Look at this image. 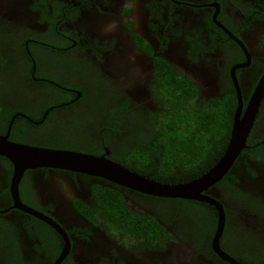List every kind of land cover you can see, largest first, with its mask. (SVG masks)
I'll return each mask as SVG.
<instances>
[{"label":"flooded vegetation","instance_id":"obj_1","mask_svg":"<svg viewBox=\"0 0 264 264\" xmlns=\"http://www.w3.org/2000/svg\"><path fill=\"white\" fill-rule=\"evenodd\" d=\"M166 68L197 87L199 105L232 112V133L264 85V0H0V136L11 142L185 183L155 159H122L166 108ZM14 172L0 155V264H264V95L211 195L225 216L217 242L208 203L48 168L26 171L15 195Z\"/></svg>","mask_w":264,"mask_h":264},{"label":"trees","instance_id":"obj_2","mask_svg":"<svg viewBox=\"0 0 264 264\" xmlns=\"http://www.w3.org/2000/svg\"><path fill=\"white\" fill-rule=\"evenodd\" d=\"M159 78L166 108L150 118L151 129L143 134L146 139H138L122 159H155L160 168H170L171 178H186L183 182H187L208 172L224 154L231 136L232 112L219 105H199L197 87L174 70L162 69Z\"/></svg>","mask_w":264,"mask_h":264},{"label":"water","instance_id":"obj_3","mask_svg":"<svg viewBox=\"0 0 264 264\" xmlns=\"http://www.w3.org/2000/svg\"><path fill=\"white\" fill-rule=\"evenodd\" d=\"M135 86L136 89L141 88L138 81ZM263 95L264 85L259 87L243 117L241 116L242 103H240L231 139L224 155L208 172L190 182L163 184L140 176L103 157L97 158L77 152L25 146L9 141L6 136H0V155L7 158L15 167L13 178L15 195H18V185L26 171L48 168L103 178L111 183L154 197L192 200L213 205L219 212L218 234L215 239L217 242L223 232L225 216L222 204L211 198V195H214L216 191L214 187L229 173L241 152L246 148L247 138L252 130ZM24 210L55 226L36 212L25 207ZM64 256L65 254L58 264Z\"/></svg>","mask_w":264,"mask_h":264}]
</instances>
